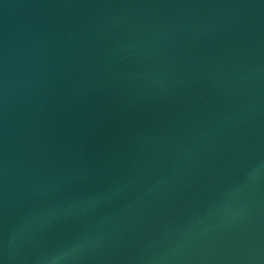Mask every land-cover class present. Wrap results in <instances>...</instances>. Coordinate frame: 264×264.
Instances as JSON below:
<instances>
[{"label": "water", "instance_id": "1", "mask_svg": "<svg viewBox=\"0 0 264 264\" xmlns=\"http://www.w3.org/2000/svg\"><path fill=\"white\" fill-rule=\"evenodd\" d=\"M0 264H264V0H0Z\"/></svg>", "mask_w": 264, "mask_h": 264}]
</instances>
